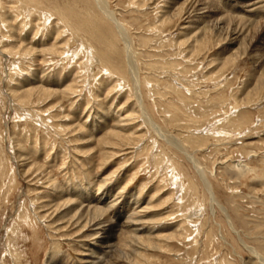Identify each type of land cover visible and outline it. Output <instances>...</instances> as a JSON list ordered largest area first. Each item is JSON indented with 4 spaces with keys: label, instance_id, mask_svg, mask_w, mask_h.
Wrapping results in <instances>:
<instances>
[{
    "label": "rangeland",
    "instance_id": "obj_1",
    "mask_svg": "<svg viewBox=\"0 0 264 264\" xmlns=\"http://www.w3.org/2000/svg\"><path fill=\"white\" fill-rule=\"evenodd\" d=\"M57 1L85 38L60 35L59 55L46 50L55 16L43 25L0 0V264H88L92 252L98 264H264V2L241 0L260 13L246 31L256 40L239 44L222 27L237 21L218 22L230 1L107 0L132 49L138 106L118 56L88 60L87 44L122 55L123 41L86 33L92 3ZM198 2L211 13L195 26Z\"/></svg>",
    "mask_w": 264,
    "mask_h": 264
},
{
    "label": "bare ground",
    "instance_id": "obj_2",
    "mask_svg": "<svg viewBox=\"0 0 264 264\" xmlns=\"http://www.w3.org/2000/svg\"><path fill=\"white\" fill-rule=\"evenodd\" d=\"M16 2H17V6H15V11L14 12H17L18 14H19V12L21 11V10H26L25 12L27 13V11H29V12H33V13H38V15H39V18L41 17L42 19H43V25H44V22L45 21H47V20H50L51 19V16H55V19H57L58 20V22H59V28H60V30L58 29V30H56V33H55V35H54V37H53V41H52V43H50V47L48 48V49H46L47 51H50V50H52V52H50V53H52V54H57V55H59L60 53H62V52H60V48H62V47H66L67 48V45H68V43H67V41L66 40H61V41H57L58 39H59V36L60 35H62V34H64V33H68V35H70V36H72V37H76V38H78V40H79V43L80 42H82L84 39H83V37L81 36V34H79L78 32H79V30H81L80 28L79 29H77V27L71 22V20H72V14H73V9H72V7H70V6H67L68 5V3H65V4H63V5H59L57 2V0H54V1H51V2H49L48 3V5L46 6V7H44V5H43V2L41 1V0H15ZM72 1H74V0H72ZM85 1V6L87 7L88 6V4H90V3H92L93 4V6H92V8H95L96 9V11H97V13H95V11H93L94 12V19H95V21L97 22V23H95V24H93V29H94V32H88V31H86L85 30V27L84 26H82L81 28H83L84 29V31H86V33L87 34H89V35H91L94 39H98V40H102V39H104V38H106L108 35H110L111 36V34H114L115 35V37H116V40H118V41H123V54L121 55L120 54V52L118 53V52H116L115 50H114V52H104V51H95L94 49H93V46L91 45V44H87L88 46H90V54H89V58H88V60L90 61V62H92V59H94V55L95 54H97V56H98V62H99V64L100 65H104V64H106L105 62V59H107V60H109L110 58H112V59H114V57L112 56V55H114L115 57H117L116 59L117 60H119L120 61V65H119V67H117V70H124L125 72H128L129 73V75L131 76V79H132V81H133V85H134V89H135V95H136V99H135V102H137L136 104H138V106H140L141 105V103H140V101H141V99H139V96H138V94H137V87H138V83H137V79H136V73L133 71L134 69H131V66L130 65H132L133 64V62L130 64V61H129V56H130V52H131V50L132 49H129V45H127V44H129L128 43V40H127V34H126V29H125V27L123 26V24H121V22L120 21H118V19L115 17V14L111 11V10H109L108 8L109 7H107V0H84ZM204 1H206V0H204ZM221 1V0H220ZM226 1H230L228 4H229V6H228V8H230V9H225L224 7V13L219 17V21L218 22H220V20H221V22L222 21H225V20H228V22H231V21H233V20H235V21H237V23L236 24H234V22H233V26L232 27H229V25L227 26V27H225L226 25H227V23H225V22H227V21H225L224 23L226 24V25H222V27H223V30H224V28H226L227 29V31L228 30H230V34L229 35H226L225 36V38H224V40H228V43H236V42H238L239 44H241V43H243L244 44V42L245 41H247L248 40V42H247V44H252V40H254L253 38H254V36H253V34H252V36H251V34H250V36H249V39H246L247 38V34H246V31H247V29H251V27L253 26L252 24L255 22V20H256V18L259 16L258 15V13H260V12H254L253 11V9L251 10V9H248V10H245L244 8H243V4H245V1H241V0H226ZM90 2V3H89ZM207 2V1H206ZM213 2V1H212ZM215 2V1H214ZM217 2V1H216ZM260 2H264V0H259V1H257V3H260ZM199 3V2H198ZM208 3H210V2H208ZM218 3V2H217ZM201 6H199V7H197V8H195V9H193L194 11H197V12H200L199 14H196V19H195V21H192V24H194L195 26H197V25H199V22L201 23V24H204V23H206L207 21H208V17H209V13H211V11H210V9H209V7L208 6H205L204 4H201V3H199ZM209 5V4H208ZM221 5V4H220ZM239 5H240V7H239ZM246 5V4H245ZM82 6V5H81ZM91 6V5H90ZM225 6V5H224ZM247 6V5H246ZM39 7V8H38ZM88 8H90V7H88ZM193 8V7H192ZM246 8V7H245ZM204 9H205V11H204ZM247 9V8H246ZM1 10V9H0ZM203 10V11H202ZM209 10V11H208ZM232 10H235V11H232ZM223 11V10H222ZM251 11H253V12H251ZM28 12V13H29ZM84 12V11H83ZM196 12V13H197ZM233 12H236V13H234V14H232ZM240 12H242V13H240ZM222 13V12H221ZM48 14V15H47ZM93 14V13H92ZM14 15V17L13 18H11L12 20L14 19V18H16L17 19V15L16 14H13ZM30 15V14H29ZM164 15V14H163ZM262 15V14H261ZM85 16V19H91V15H89V13L88 12H86V14L84 15ZM241 16V17H240ZM74 17V16H73ZM40 18V19H41ZM15 19V20H16ZM93 20V19H92ZM1 21L2 20H0V23H1ZM14 22V21H13ZM217 22V23H218ZM94 23V22H93ZM80 24V23H79ZM229 24V23H228ZM232 24V23H231ZM81 25H83V22L81 23ZM57 26H58V24H57ZM22 27V26H21ZM61 27H62V30L63 31H61ZM216 27V26H215ZM218 27V26H217ZM220 27V26H219ZM203 29H204V27H202ZM82 29V30H83ZM203 29H200L201 31L203 30ZM208 29V28H207ZM34 30V29H33ZM196 30V29H195ZM221 30V29H220ZM226 31V32H227ZM250 31V30H249ZM48 33V32H47ZM203 33V32H202ZM227 33H229V32H227ZM45 35V34H44ZM49 35V34H48ZM199 35V34H198ZM46 36V35H45ZM50 36V35H49ZM49 36H46V37H48V39H49ZM193 36V35H192ZM45 37V38H46ZM51 37V36H50ZM205 37H206V35H205ZM43 38V37H42ZM75 38V39H76ZM44 39V38H43ZM42 39V40H43ZM195 39V38H194ZM202 39H204V36L203 37H198V38H196L195 40H193L195 43L193 44V46L196 44V46H197V44L199 45V44H202ZM222 39H223V35H222ZM260 39V41L262 42V41H264V31H263V34H262V36H260L257 40H259ZM60 40V39H59ZM255 40H256V38H255ZM254 40V41H255ZM41 41V40H40ZM42 43V42H41ZM44 43V42H43ZM115 43V42H114ZM206 43H207V41H206ZM246 43V42H245ZM67 44V45H66ZM60 45H62V47H60ZM200 46H202V45H200ZM51 48V49H50ZM131 48V47H130ZM82 49V48H81ZM246 49V48H245ZM251 49V48H250ZM31 50H34L33 48H31ZM30 49H29V51H31ZM194 50V49H193ZM110 51V50H109ZM112 51V50H111ZM119 51V50H118ZM80 52V51H79ZM127 53H128V55L129 56H127ZM132 55H134V53L132 52ZM131 55V56H132ZM119 57L121 58V59H119ZM111 59V60H112ZM110 61V60H109ZM113 61V60H112ZM132 61V60H131ZM94 63V62H93ZM119 63V62H118ZM112 65V64H111ZM134 65V64H133ZM102 69H104V70H108V68H106L105 66L102 68ZM124 71H123V73H124ZM116 72V71H115ZM114 71L113 72H110V73H113V75H114V73H115ZM121 73V72H120ZM115 74H117V73H115ZM136 80V81H135ZM114 81V80H113ZM57 83V82H56ZM54 87V86H53ZM56 87H57V85H56ZM114 87V86H113ZM258 87V86H257ZM71 88H72V86H67V87H65L64 88V90H69V91H71ZM112 89V88H111ZM54 89H52L51 88V86H46V87H44V86H42V89L40 90V95H42L44 98H50L54 93H55V90L53 91ZM63 90V89H62ZM44 91V92H43ZM31 92L30 91H27L25 94H23V95H21L22 97H26V96H28L29 97V94H30ZM73 92H71V94H72ZM134 95V96H135ZM45 100V99H44ZM113 132V131H112ZM116 133H111L110 135L111 136H114V137H116L117 135H115ZM112 139H113V137H112ZM115 139V138H114ZM119 139V138H118ZM190 156V155H189ZM55 158V157H54ZM189 159H190V162L192 163V165L194 166V168H195V171L197 172V174L199 175V177L201 178V180H202V182H203V184H204V186H205V188H206V190L211 194L210 196H211V201L212 202H215V200L213 199V195H212V192H211V185H210V183L207 181V179L204 177V173H203V170H202V168L198 165V163H197V161H194L191 157H189ZM241 166H243V165H241ZM232 169L234 168V170L236 169L237 171H240V173L241 172H243L244 173V171L245 170H247V169H242L240 166H238V164H233V166L231 167ZM247 168V167H246ZM243 175V174H242ZM174 179V178H173ZM56 192V191H55ZM60 193V192H59ZM57 195V194H56ZM41 202H43V201H41ZM74 202H76V201H74ZM69 204V203H71V200L70 201H66L64 204ZM77 203V202H76ZM213 204V203H212ZM76 205H78V204H76ZM86 210V209H85ZM88 210V209H87ZM100 210H102L103 211V209L102 208H99V207H97V206H95L94 207V209H93V211L94 212H96V213H99V211ZM101 212V211H100ZM117 212V211H116ZM100 214V213H99ZM101 215V214H100ZM102 215H103V213H102ZM107 216V215H106ZM106 216H105V218H106ZM117 216H119V212H117V215H116V217ZM100 217V216H99ZM102 217V216H101ZM104 218V217H103ZM102 218V219H103ZM96 219V218H95ZM102 219H100L99 220V222H97L95 225H101V220ZM103 221V220H102ZM105 221H108V219L106 220L105 219ZM104 221V222H105ZM227 222H228V224H229V226L233 229V226H232V223L230 222V220H228L227 219ZM104 225V224H103ZM102 226V225H101ZM110 227V226H109ZM99 228V227H98ZM109 230V229H108ZM98 232H100V231H98ZM110 236V235H109ZM103 238H104V236H103ZM100 242H102V241H98V245H96L98 248H100L103 252V254L104 253H106V251H107V249L109 250V248H110V246H111V244H109L107 241L106 242H104V243H102V244H99ZM251 250V249H250ZM91 251V250H90ZM92 252V251H91ZM54 250H52V257H53V255H54ZM101 255V254H100ZM105 255V254H104ZM255 255V254H254ZM257 255V254H256ZM86 258H87V260H86V262L88 263V264H98L99 262H100V260H101V257H103V256H99V257H97L96 256V254L95 253H90V254H86ZM258 256V255H257ZM257 258V257H256ZM259 259V258H258ZM51 260V259H50ZM49 260V261H50Z\"/></svg>",
    "mask_w": 264,
    "mask_h": 264
}]
</instances>
